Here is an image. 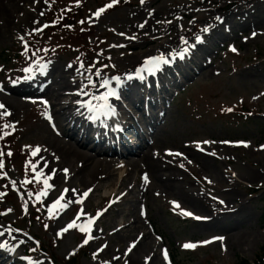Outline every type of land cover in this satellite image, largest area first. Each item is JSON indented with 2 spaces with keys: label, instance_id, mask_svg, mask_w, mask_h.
Returning a JSON list of instances; mask_svg holds the SVG:
<instances>
[{
  "label": "rangeland",
  "instance_id": "rangeland-1",
  "mask_svg": "<svg viewBox=\"0 0 264 264\" xmlns=\"http://www.w3.org/2000/svg\"><path fill=\"white\" fill-rule=\"evenodd\" d=\"M36 1L27 5L28 10L35 12L31 22L13 26L0 41V102L6 86L20 85L42 69L51 78L53 66L77 70L80 75L73 74L69 83L83 80V84L69 90L52 81L47 92L21 98L39 102L38 97L49 95L51 104L56 102V96H51L50 90L72 94L88 84L83 89L87 94H82L88 107L96 101L94 91L104 81L109 86H119L126 99L121 83L123 77L130 76L125 81H139L129 85L140 98L134 104L140 105L135 106L130 100L120 102L134 110L131 115L121 109L125 115L122 119L138 125L134 119L137 116L147 134L152 131L150 110L156 116L163 111L168 113L165 122L159 123L163 130L156 144L147 143L170 158L172 173L189 192L201 189L207 201L195 209L171 192L160 193L151 187L153 192L145 193L134 188L138 175L131 174L127 183L129 189H134L128 198H104L112 193L109 184L94 192L89 200L84 196L89 191L82 189L72 210L65 198L61 203L66 207H53L66 193L62 187L56 192L49 188L41 202L35 196L43 190L45 177L36 179L43 160L35 150L46 147L43 140L49 134L60 135L63 121L48 109L45 99L40 105L23 103L11 115H2L8 111L0 109V163L4 165L0 169V233L1 239L11 237L10 244L21 258L14 262L4 260L2 264H40L37 260L42 258L46 264H122L144 234L155 249L150 254L147 250L141 253L138 264H149L153 256L159 264H240L244 260L257 263L264 245V0ZM109 4L113 6L106 8ZM102 8L106 11L97 17L95 13ZM179 10L184 14H179ZM22 17L21 12L15 14V24ZM207 17H211L210 24L204 23ZM151 21L156 32L154 40L145 38L151 34ZM217 28L226 34L213 42L210 37ZM170 38L176 45L173 58H168L167 50L162 48ZM201 40L206 43L203 47L210 46L208 52L198 50ZM152 54L164 55L169 62L162 63L160 70L147 80L146 71L141 73V69ZM204 55L209 56L208 69L192 74V69L198 68L196 63L205 60ZM89 78L95 86L89 84ZM71 97L57 100L73 104L79 101ZM112 112H116V107L109 115ZM77 113L83 111L78 109ZM90 114L91 111L85 115L87 121ZM92 123L96 126L99 121ZM70 128L71 124L67 126ZM78 136L81 131L75 135ZM139 140L124 139L131 141L132 147H137ZM192 153L204 156L207 163L201 157L191 158ZM166 172L168 175L170 170ZM140 181L150 182L145 175ZM137 196L141 197L139 202ZM221 201L226 202L224 206L219 205ZM133 210L143 229L136 233L117 231L113 225L134 221ZM81 213L85 215L82 218ZM90 219L93 222L87 232L68 227L73 222L87 224ZM57 221L61 228H56ZM65 228L68 230L62 231ZM16 239L27 242L17 243ZM185 244L196 247L185 248Z\"/></svg>",
  "mask_w": 264,
  "mask_h": 264
},
{
  "label": "bare ground",
  "instance_id": "bare-ground-1",
  "mask_svg": "<svg viewBox=\"0 0 264 264\" xmlns=\"http://www.w3.org/2000/svg\"><path fill=\"white\" fill-rule=\"evenodd\" d=\"M35 3H37L36 0H0V41L5 39L6 31L11 30V28L13 26L22 27V26H25V24H28L31 22V17L34 16L35 12L28 10L27 5L28 4H35ZM39 8L40 7H37V9H39ZM18 12H21L23 17L19 23L15 24L14 15L18 14ZM178 13L184 14V11L179 10ZM15 17H17V16H15ZM210 20H211V17H209V18L207 17L204 20V23L206 22V23L210 24L211 23ZM255 21H256V19H255ZM246 23H247V21L244 22L243 24H246ZM150 24H151V26H149L148 29L151 31V34L150 35L147 34L145 36V38H148L150 40H154L156 32L152 28V26H153L152 21L150 22ZM155 25H156V23H155ZM3 27H5V28H3ZM215 27H217V26H215ZM157 30H159V29H156V31ZM214 32H216V30ZM225 34H226L225 32H223L217 28V32L215 34H212L210 39L213 42H215L217 39H222V37L225 36ZM204 43H205V40H201L200 44H198L199 45L198 50L200 51V48H201V52L203 50L205 52H208L210 50V46L205 45L203 47ZM175 47H176V45L174 43V38H170L169 41L163 45L162 48L167 50V51L165 50L166 51L165 54L167 55V57L173 58L174 54H175L174 53ZM152 56L158 57L155 54H152ZM194 57H196V56H194ZM204 57H206L204 61H198L197 60L198 63H196V65L198 66V68L192 69V74L199 71V70L205 72L204 69H208L207 62H209V60L207 61V57H209V56L204 55ZM132 60H134V59H132ZM173 60L176 62L178 59H173ZM182 63H183V61H182ZM52 69H53V71H52L53 75L51 76V78H47L44 74L45 72H43L42 71L43 69H42L41 73H36L33 77L27 78L20 85H12V86H9L8 88L6 86L5 89L2 88V89H4V91H2L1 93H3V94L6 93L4 96L1 94L3 96V99L0 102V104L5 105L4 110L8 111V112L10 111L9 113L16 112L15 110L18 108V106L22 105L23 103L26 105H28V104L40 105V100H39V102H37L33 98L31 100H27L26 98H21V97H22V95H25V97H29V96L32 97L33 95H40L41 93L47 92L49 87H50L49 85L52 81H57V83H60L62 87L65 86L69 90H71L72 88L77 89V86H80L81 84H83L82 83L83 80H75V82L73 84L69 83V77H74L73 74H79V73H77V70H75V69L71 70V69H66V68H60L58 66H53ZM50 70H51V68H50ZM81 71H84V70H81ZM128 71H129V73L131 72L130 70H128ZM137 72H139V71H137ZM183 75L184 74H182V76ZM189 75H191V73H189ZM129 77H127V79H129ZM124 79L127 80L126 78H124ZM183 80H184V78H183ZM132 83L138 84L139 81H136V80L125 81V83H123L122 88L124 91L123 94L127 98L123 99V96L121 94V96H122L121 100H119V102L113 103L114 104L113 108L116 107V109L118 110V112L120 114L123 111L124 114L125 113L128 114L129 112H131V115H132L133 114L132 112L134 111L133 107H131V106H128V105H125L124 107L121 106L120 102H122L124 100H125V103L127 100H130V102L133 105H135V106L140 105V104H134V103H138V100L140 98L138 99L136 97L137 96V90L134 87L129 85ZM103 89H105V87H102L96 93H101ZM105 90L107 92V89H105ZM113 90H115V89H113ZM49 94L51 96H53V95L56 96V102L49 104L48 109L54 110V115L56 114L58 117H60V119L63 121V124L60 126L61 129H59L60 135L57 136V135L49 134L43 140L44 145L48 149L46 147L39 148V151L37 152L38 155L40 157H42V160H43L41 165L38 167V173L43 172L45 174L44 177L48 178V184L52 185V187L50 188L51 192L59 191L60 187H62V190H64V191L67 190L66 193H64V195H63V199L65 198L66 202L71 204V206H70L71 208L68 207L69 210H72V208H73V206L77 200V197L80 194V192L82 191V189H87V191H89L88 193H86L87 196L84 195L86 197V199L89 200V199H91V197L92 198L94 197V192L102 189V187H104V186H108L109 184L110 185L108 187H110L112 189V193L106 195L104 198L109 197V196L110 197L121 196L124 199V198H128L129 194L131 195L134 188L139 187L145 193H148L150 190H152L151 189V187H152V188H154L153 190L160 192V193L171 192L175 195H178L182 199L186 200V202H188L189 205L194 207L195 209H200L201 206L204 205L203 202L207 201V196L203 190H201V189L196 190L195 189L192 192H189V190L186 189L183 186V184L177 180L178 178L175 176V174L172 173L173 169H172V166H171L170 161H169L170 158H168L167 156H164V154L161 151L156 152L155 150L152 149L153 146L149 147V145L147 143V141H150V142L152 141L156 144V138H158V134H160L161 131L163 130L162 128L158 127L160 125L159 123L165 122V120L167 119L168 113L163 111L159 116H156L150 110L149 115L152 117L151 122H150V124L152 123V126H151L152 131L151 132L149 131L150 134L148 135V137H145L144 139H142L139 142V145L137 147H132L131 142L124 141V140L123 141H117V142L112 141V140L107 141V132H106V130H103V127L100 124L106 123V122L109 123V118L105 119L104 117L100 118L98 116V119L96 121H98L99 119H100V121L96 126L93 125L91 119L89 121L86 120L85 115L89 114L88 112L90 110L87 108V106L85 104L86 101L85 102L83 101V95L81 94L80 91H76L72 94H69V93H63V92L57 93L55 91V89H52L49 91ZM116 94L118 95V93H116ZM68 95H72V97H71L72 99L79 100V101L76 102L75 104L70 103V102L66 103L64 101L63 102L58 101L60 97H67ZM118 97H119V95H118ZM57 98H58V100H57ZM150 98H151V96H150ZM59 106H60V108H58ZM149 107H150V104L147 105L148 109H149ZM145 108L146 107H144V109ZM78 109H81L83 111V113L82 114L77 113ZM121 109H122V111H121ZM93 115H94V113H93ZM89 116L92 117L91 114ZM125 119L127 120V118H125ZM116 121L118 122L119 127H122L121 122L118 120V118L116 119ZM69 124H71V128L67 129V126ZM78 131H81V137L78 136V138H77V137H75V135H77ZM97 133H99V135H98V137H95V135H97ZM64 136H67V138ZM233 146H231V147H233ZM238 149H240V148L238 147ZM190 150H194V149L190 148ZM39 156H38V158H40ZM195 156H197L196 153H192L190 155L191 158H193ZM197 157H201L203 162L207 163L208 159H206L204 156H197ZM65 170H67V171H65ZM167 170H170V172H168V175H166ZM120 172L122 173L121 176H119ZM123 172L125 173L124 175H123ZM131 174L132 175L133 174L138 175L136 177V181H135L136 183H135V186L133 189H129V185L127 183L128 176ZM141 175H145L150 180V182L140 181ZM114 178L117 179L115 183L113 182ZM81 187H83V188H81ZM153 190H152V192H153ZM155 191H154V193H157ZM140 199H141V197L137 196L136 202H139ZM222 200H223V198H222ZM224 200H226V199H224ZM78 202H80V200ZM222 202L223 203H220L219 205L224 206L226 202L225 201H222ZM209 206L211 207V210L213 211V205L209 204ZM212 211H209V212L212 213ZM67 212H68V210H67ZM183 213H185V212H183ZM80 215H81L80 218L85 216L84 213H82ZM132 215H134V221L133 222H131L130 220H125L123 224H121L119 226H116V225H113V226L117 227V229H118L117 231H119V232H128V233L129 232L130 233L135 232L136 233V231L142 230L144 226L142 225V222L137 217L135 210H133ZM208 218H209V216H208ZM57 220H59V219H57ZM55 224H56L55 225L56 228H61V225L59 224L58 221ZM93 228H95V227H93ZM58 230H61V229H58ZM95 230H96V228H95ZM9 234H8V236H9ZM149 238L150 237H148L147 234H144L143 237L138 241V243L135 244L132 251H130L129 255L124 258L125 263L124 262L123 263L124 264H138V262L140 261V258L142 257V256L140 257L141 253H143L144 251L147 250V253L150 254L149 252L155 248H154V246H152L153 244L151 241H149ZM9 239L3 240L2 242H0V244L8 242ZM134 239H136V238H134ZM16 240H17V243L27 242V241H25V239H16ZM30 244H32V243H30ZM7 245L10 246L11 244L7 243ZM8 246L6 247V249L8 248ZM0 250H2V248H0ZM3 252H6V251H3ZM3 252L0 254L5 255V256L1 257L2 259H0V264L5 262L6 259L11 254L10 253L9 255H6ZM154 257L155 256L150 257L149 264H159V259H157V258L154 259ZM37 261L40 264H46V262L43 258L39 259ZM144 262H145V260H144ZM142 263H143V261H142Z\"/></svg>",
  "mask_w": 264,
  "mask_h": 264
},
{
  "label": "snow or ice",
  "instance_id": "snow-or-ice-1",
  "mask_svg": "<svg viewBox=\"0 0 264 264\" xmlns=\"http://www.w3.org/2000/svg\"><path fill=\"white\" fill-rule=\"evenodd\" d=\"M114 2H118V0H114ZM141 2L143 3V0H141ZM112 6H113V4H109V5L106 6V8H109V7H112ZM106 8L99 9V10L95 13V15L98 17V16L101 15L104 11H106ZM218 19H219V18H218ZM81 23H82V22H81ZM141 27H142V25H141ZM205 31H206V29H205ZM253 35H255V33H253ZM185 44H187V41H185ZM232 50H233V51H236L235 48H233ZM184 52H187V49H185ZM180 58H183V54H181ZM168 62H169V61H168L167 58H165L164 56L149 58V59L146 61V65H145V67L141 69V73H143L144 71H148V72H150V73H154L157 69H159V67L161 66L162 63H168ZM42 67H46V65H44V66H42ZM81 67H83V65H81ZM95 75L99 76L100 73H99V72H96ZM129 78L131 79V77H129ZM116 79H117V81L119 82V77H117ZM89 84H92V86H95L94 82H93L90 78H89ZM102 86H103V87H109V82H108V81H104L103 84H102ZM87 87H88V84H85V85L82 86L81 94H87V93H84V92H83V89H84V88H87ZM114 95H116V92H115V90H112V91L108 92L106 95L99 97V99L105 101L104 108L107 110V111H105V113H104L105 115L109 114V113L112 111L111 106L108 105L106 102H107L109 96H114ZM88 107H89L90 110H93V111H94L93 106H92L90 103L88 104ZM4 108H5V105L0 104V109H4ZM2 115H11V113H9V112H4V113H2ZM93 118H96V117H93ZM4 127L7 128V127H9V125H5ZM6 134H8V133H6ZM205 143H210V142L205 141ZM225 143H229V142H225ZM245 146H247V145H245ZM35 151L38 152L39 149H36ZM9 155H11V153H9ZM177 155H179V154H177ZM3 167H4V165H3L2 163H0V169H2ZM36 167H37V166H35V165L33 166V171H35ZM65 171H67V170H65ZM5 175H6V174H5ZM44 176H45V174H44L43 172H40V173L37 175L36 179H37V180H40V178H41V177H44ZM145 180H147V177H146V176H145ZM26 182L30 183L31 181H26ZM42 182H43V184H44V191H42L39 195H40V196H46V195H47V190H48L49 188H51L52 185L48 184V178H47V177H45V178L43 179ZM65 191H67V190H65ZM73 191H74V190H73ZM85 195H87V194H85ZM62 200H63V196H61L60 198H58V199L54 202L53 207H57V206H59V207H66L67 205L61 203ZM221 203H223V202L221 201ZM81 214H82V213H81ZM184 214H185V215H189V216H192V215H193V213H190V212H186V213H184ZM0 215H3V214H0ZM196 219H200V218H199V217H196ZM92 222H93V221H92L91 219L87 222V224L76 225L75 222H73V223L70 224L68 227L70 228V227H74V226H76V227H79V229H80L81 231L87 232L88 229H89V226L92 224ZM67 230H68V228H65V229H63L62 231H67ZM2 235H3V233H0V236H2ZM87 242H88V241H87V239H86V240H85V243H87ZM7 246H8V245H7L6 242L0 244V248H6ZM134 246H135V245H133V247H134ZM184 247H185V248H194V247H196V245H195V244H185ZM164 256H165V258H167V256H168V252H167L166 249L164 250Z\"/></svg>",
  "mask_w": 264,
  "mask_h": 264
},
{
  "label": "trees",
  "instance_id": "trees-1",
  "mask_svg": "<svg viewBox=\"0 0 264 264\" xmlns=\"http://www.w3.org/2000/svg\"><path fill=\"white\" fill-rule=\"evenodd\" d=\"M262 222L264 223V211L262 213ZM263 251H262V254H261V257L259 258L258 262L254 263V264H264V245L262 246L261 248ZM240 264H251L249 263L248 261H242Z\"/></svg>",
  "mask_w": 264,
  "mask_h": 264
}]
</instances>
